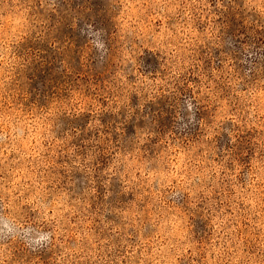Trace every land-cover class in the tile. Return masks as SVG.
I'll return each mask as SVG.
<instances>
[{
	"label": "rangeland",
	"instance_id": "374dc122",
	"mask_svg": "<svg viewBox=\"0 0 264 264\" xmlns=\"http://www.w3.org/2000/svg\"><path fill=\"white\" fill-rule=\"evenodd\" d=\"M0 264H264V0H0Z\"/></svg>",
	"mask_w": 264,
	"mask_h": 264
},
{
	"label": "clouds",
	"instance_id": "9594fccd",
	"mask_svg": "<svg viewBox=\"0 0 264 264\" xmlns=\"http://www.w3.org/2000/svg\"><path fill=\"white\" fill-rule=\"evenodd\" d=\"M46 238H47L46 235L40 237L41 240H44V239H46Z\"/></svg>",
	"mask_w": 264,
	"mask_h": 264
}]
</instances>
